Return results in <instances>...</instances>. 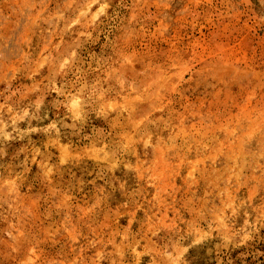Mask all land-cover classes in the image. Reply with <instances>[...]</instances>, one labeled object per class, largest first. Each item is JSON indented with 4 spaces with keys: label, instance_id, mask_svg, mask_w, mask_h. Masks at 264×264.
Here are the masks:
<instances>
[{
    "label": "rangeland",
    "instance_id": "rangeland-1",
    "mask_svg": "<svg viewBox=\"0 0 264 264\" xmlns=\"http://www.w3.org/2000/svg\"><path fill=\"white\" fill-rule=\"evenodd\" d=\"M0 264H264V0H0Z\"/></svg>",
    "mask_w": 264,
    "mask_h": 264
}]
</instances>
